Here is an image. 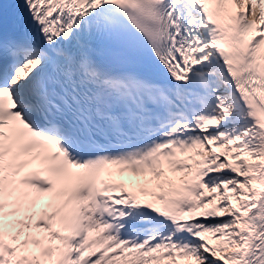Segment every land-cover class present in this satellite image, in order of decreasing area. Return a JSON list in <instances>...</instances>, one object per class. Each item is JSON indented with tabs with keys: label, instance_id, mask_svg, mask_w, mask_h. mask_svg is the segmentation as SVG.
<instances>
[{
	"label": "snow or ice",
	"instance_id": "snow-or-ice-1",
	"mask_svg": "<svg viewBox=\"0 0 264 264\" xmlns=\"http://www.w3.org/2000/svg\"><path fill=\"white\" fill-rule=\"evenodd\" d=\"M0 264H264V0H0Z\"/></svg>",
	"mask_w": 264,
	"mask_h": 264
}]
</instances>
